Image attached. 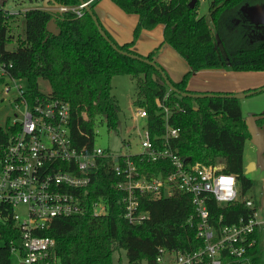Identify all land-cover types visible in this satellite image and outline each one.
I'll return each mask as SVG.
<instances>
[{
  "label": "trees",
  "instance_id": "1",
  "mask_svg": "<svg viewBox=\"0 0 264 264\" xmlns=\"http://www.w3.org/2000/svg\"><path fill=\"white\" fill-rule=\"evenodd\" d=\"M99 1H93L90 8L100 22L96 12ZM111 1L124 14L137 17L132 39L123 44L117 43L100 22L112 43L119 50L158 66L157 54L166 45L173 47L190 66L181 82L171 81L181 93L199 94L189 90L188 84L200 71L264 72V37L255 40V33L243 22L236 26L241 19L242 5L263 4L264 0H213L210 20L199 16L200 0L193 9L189 7L191 0ZM79 4V0L49 2L53 6L77 7ZM24 19V40L15 51H7L6 45L12 40L10 20L15 18L0 9V57L13 65L11 73L27 80L35 93H39L40 81L45 80L54 97L70 103L75 113L73 138L79 147L86 144L90 149L93 147L98 121H106L110 129H117L120 108L111 94L112 79L131 76L137 81L135 104L147 110L146 124L155 146L163 150L166 143V118L163 108L157 105L161 101L172 110L169 126L179 130L177 138L169 139L170 149L180 157L189 158L193 164L219 166L220 173L235 175L241 195L246 196L252 182L245 174L244 150L252 133L243 118L240 101L220 97L232 93H213L218 96L193 99L171 92L153 66L114 50L86 11L79 18L71 11L57 13L49 7L36 8L27 10ZM52 21L55 30L50 28ZM158 27H163L162 42L147 55L137 53L134 48L140 37ZM246 39L250 44L242 45ZM255 90L258 89L245 93ZM82 111H87L88 122L81 118ZM255 125L264 126V113L255 119ZM7 140V132L0 128V144ZM133 160L146 174L173 171L169 161L139 163L136 157ZM108 161H99L90 185L82 192L85 214L55 219L41 233L55 240L54 253L61 264H113L114 254L122 250L130 264H155L159 248L194 252L204 246L198 237L192 197L181 192L161 200L149 195L140 197L141 210L149 214V219L139 225L130 224L125 218L124 194L115 186L118 177ZM99 201L105 203L107 212L94 216L93 205ZM207 208L216 228L238 222L249 214L242 202L221 206L213 197L207 201ZM192 217L194 227L188 224ZM13 229L11 220L0 223V264H12V241L21 245L19 232ZM250 255L253 264H261L262 246L256 245Z\"/></svg>",
  "mask_w": 264,
  "mask_h": 264
},
{
  "label": "built area",
  "instance_id": "2",
  "mask_svg": "<svg viewBox=\"0 0 264 264\" xmlns=\"http://www.w3.org/2000/svg\"><path fill=\"white\" fill-rule=\"evenodd\" d=\"M93 1L77 7L60 5L50 10L71 11L81 18L85 6ZM5 12L12 18L20 14ZM12 67L0 57V84L4 85L8 101L22 114V118H16L5 129L8 140L0 144V223L11 220L13 231L19 232L21 245L12 241L10 250L11 255L19 256L20 264H61L54 253L55 240L41 233L48 230L55 219L85 214L82 192L90 185L100 160H109V167L118 177L115 186L124 194L125 218L132 225L149 219V214L141 210L139 200L142 196L161 200L181 192L192 197L198 237L204 246L194 252L159 248L155 264H253L250 251L256 245L262 246L264 241L263 192L259 201L241 197L235 175L220 173L219 166L193 164L189 158L175 154L169 147V139L177 138L179 130L169 126L172 114L169 107L157 101L166 118L163 150L151 139L146 124L148 113L143 107L135 114L137 120L145 121V127L139 132L142 153L117 155L94 143L91 149L89 144L79 147L73 138L75 113L70 103L54 97L51 92L43 93L40 88L39 93H35L27 80L11 73ZM80 116L84 122L89 121L87 111H82ZM85 136L90 138V135ZM95 136L94 129V141ZM135 157L139 163L169 161L173 171L146 174L133 160ZM211 197L221 206L242 202L249 214L238 222L216 228L207 208ZM106 212L103 201L93 205L94 216ZM188 224L194 227L193 217Z\"/></svg>",
  "mask_w": 264,
  "mask_h": 264
},
{
  "label": "rangeland",
  "instance_id": "3",
  "mask_svg": "<svg viewBox=\"0 0 264 264\" xmlns=\"http://www.w3.org/2000/svg\"><path fill=\"white\" fill-rule=\"evenodd\" d=\"M50 1L51 0H0V9L8 12L20 13L19 16L15 18V21L10 20L12 29L9 36L12 37V40L6 45L7 51H15L20 41L24 40V11L36 8H56L57 6L49 5ZM212 1L213 0H200L198 10L199 16H204L210 20L209 9ZM98 5L100 7L111 6L114 4L111 0H100ZM96 12L105 27L109 24H112L113 26L117 25L109 16H104V14H101L97 9ZM126 17H128V19H137L136 16L131 15H126ZM237 25L238 24L236 23V26ZM211 26L214 30V26ZM131 36L133 37V33ZM247 44H250V42L248 43V40L246 39L242 45ZM136 82L137 81L134 78L127 75L115 76L112 79L111 94L117 99L120 108L118 126L115 130L110 129L106 121H100L95 127L96 136L94 144L96 147L107 150L109 149L117 155H124L126 153L135 155L143 152L139 132L145 127V121L137 120L135 117L136 112L140 109V107L135 104L137 98ZM247 86L254 88L256 84ZM39 88L43 93L47 94L52 91L50 84L45 80L40 81ZM260 88L263 87H258V89ZM11 96H14V94ZM8 100L9 98H6L4 94V85L0 84V128L4 130L7 129L16 118H22L21 112L18 111ZM239 101L243 108V118L247 122L252 133V138L246 141L244 150L245 171L249 164L255 165V170L246 174V177L252 182V188L247 192L246 196H240L254 198L256 201H259L263 192L264 180V126L256 127L255 119L261 117L264 113V91L240 99ZM18 211L21 212V209ZM1 245L2 244L0 243V246ZM262 249L263 256L261 264H264V241L262 242ZM167 260L168 257H165V261ZM12 264H20L19 256L17 254L12 255ZM113 264H130L124 250L114 254Z\"/></svg>",
  "mask_w": 264,
  "mask_h": 264
},
{
  "label": "crops",
  "instance_id": "4",
  "mask_svg": "<svg viewBox=\"0 0 264 264\" xmlns=\"http://www.w3.org/2000/svg\"><path fill=\"white\" fill-rule=\"evenodd\" d=\"M96 9L101 14H104V16H109L117 24L115 25L117 27L112 24L106 25L105 27L100 20L101 24L117 43L123 44L132 39L131 34L136 26L137 19H128V17L114 5L100 7L98 5ZM162 40L163 27H158L154 31L145 32L137 41L134 49L141 55L148 54L155 49ZM156 62L164 69L170 80L174 83L181 82L184 76L190 71L188 62L170 45L164 46L157 54ZM255 81L260 82L258 83ZM253 84H256L254 88L247 86ZM258 87H264V72L204 70L195 73L188 84V89L197 93L236 94L245 93L247 90L258 89ZM241 109L243 113V108L241 107Z\"/></svg>",
  "mask_w": 264,
  "mask_h": 264
},
{
  "label": "water",
  "instance_id": "5",
  "mask_svg": "<svg viewBox=\"0 0 264 264\" xmlns=\"http://www.w3.org/2000/svg\"><path fill=\"white\" fill-rule=\"evenodd\" d=\"M198 1L199 0H191L190 3H189V7L192 8V9L195 8V6H196ZM86 2L87 1H85V0H79L80 5L86 4ZM240 10L242 12H244L248 16L249 22H250V24L252 26H254L255 30L264 29V3L263 4H254V5L246 3V4H244V5H242L240 7ZM85 11L91 16V18L95 22V24H96L101 36L113 47L114 50L118 51L122 55L127 56V57H129L131 59H136V60L145 62V63L153 66L157 71H159L161 73L162 77L165 80V83H166L167 87L169 88V90L171 92H175V93H177L179 95H182L183 97H190V98H193V99L214 98V97L218 96V95L213 94V93L191 94V93H181V92H179L173 86L171 80L168 78V76L166 75V72H164V70L162 69L161 66H158L154 62H150V61L144 60V59H142V58H140L138 56H135V55H132V54H129V53H126V52H123V51L119 50L117 48V46L112 43L111 39L107 36L105 31L101 27L100 22L98 21V18L96 17V15H94V13H93L92 9L90 8L89 4H87L85 6ZM50 28L55 30V22L54 21L51 22ZM262 91H264V87L260 88L258 90H255V91H250L248 93L223 94V95H220V97L234 98V99L240 100V99H244V98H246L248 96H252L254 94L260 93ZM253 170H255V165L254 164H249L246 167V171H245L246 173L245 174H248V173L252 172ZM262 200H264V180H263V197H262Z\"/></svg>",
  "mask_w": 264,
  "mask_h": 264
},
{
  "label": "flooded vegetation",
  "instance_id": "6",
  "mask_svg": "<svg viewBox=\"0 0 264 264\" xmlns=\"http://www.w3.org/2000/svg\"><path fill=\"white\" fill-rule=\"evenodd\" d=\"M239 16L241 19L238 20L239 22L237 21V24H239L240 22L245 23L249 27V29H251V32L255 33L253 36L255 40H259L263 37L262 35H264V29L255 30L254 26L250 24L248 16L241 10L239 11Z\"/></svg>",
  "mask_w": 264,
  "mask_h": 264
}]
</instances>
